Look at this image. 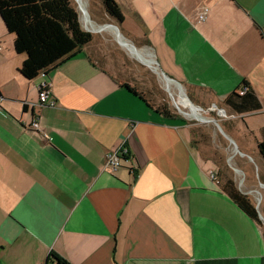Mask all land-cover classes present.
Here are the masks:
<instances>
[{"label":"crops","instance_id":"crops-1","mask_svg":"<svg viewBox=\"0 0 264 264\" xmlns=\"http://www.w3.org/2000/svg\"><path fill=\"white\" fill-rule=\"evenodd\" d=\"M115 2L125 19L122 38L143 42L150 60L142 62L157 66L181 96L186 90L201 104L207 94L228 122L246 125L231 130L239 144L223 134L242 157L239 190L262 200L263 227L221 191L213 166L195 153L189 126L149 109L125 86L147 99L120 63L125 47L106 14L111 23L95 14L82 23L94 38L79 56L31 80L0 17V264H47L51 254L68 264H264V192L255 182L264 189L257 147L264 0ZM244 82L262 111L231 114L223 102ZM44 85L49 98L41 106ZM122 148L120 168H106Z\"/></svg>","mask_w":264,"mask_h":264},{"label":"trees","instance_id":"trees-1","mask_svg":"<svg viewBox=\"0 0 264 264\" xmlns=\"http://www.w3.org/2000/svg\"><path fill=\"white\" fill-rule=\"evenodd\" d=\"M100 1L105 14L118 27L122 26L125 19L115 0ZM0 17L9 34L14 35L15 52L26 56L21 73L29 80L39 75H48L67 61L76 58L94 38L91 32L83 28L80 13L72 0H11L0 7ZM125 86L149 109L155 108L142 92L129 85ZM190 98L192 100V97ZM223 106L234 115L255 114L262 111L261 103L246 82L241 89L233 92L223 102ZM156 112L161 113L165 118L179 119L187 124V121L173 113L165 104L158 106ZM260 135L261 140L257 147L259 155L264 160V128L260 130ZM191 136L192 145L199 151L197 142L194 140L196 133L191 132ZM206 161L213 164L212 159H206ZM218 182L221 191L247 217L263 227L259 212L250 196L242 193L235 181L222 173ZM49 263L68 264L56 254L50 255L47 260V264Z\"/></svg>","mask_w":264,"mask_h":264},{"label":"rangeland","instance_id":"rangeland-1","mask_svg":"<svg viewBox=\"0 0 264 264\" xmlns=\"http://www.w3.org/2000/svg\"><path fill=\"white\" fill-rule=\"evenodd\" d=\"M72 2L80 13V19L83 25H85L86 19L90 20L93 19L95 16L96 18L99 17L102 21L106 23L108 22L111 23L110 19H108V17L104 13L103 6L100 0H72ZM83 9L87 11L88 17H86ZM115 26L118 27L117 24ZM119 29L122 31L123 30L122 26H119ZM121 31L120 33L122 35V33L124 32ZM114 40H115L114 41L115 45L118 46L119 48H122L121 45L118 43V41H116L117 38L115 35H114ZM123 40L125 42L128 41L126 38H124ZM142 44H143L142 41L137 40L135 41V44H129V45L132 46L134 45V47L141 53V55L142 56L144 55L143 58L145 60H150L148 55H146V53H144V51L142 50L141 48ZM123 50H124L123 52H126V53H122V54H126L124 55L125 60L123 62L121 61L120 63L124 64L123 65L124 68H125V64L127 65L126 66L127 70L131 71L132 74L131 77L136 80L137 83L136 85H138L137 86L138 89H140L145 93L147 99L154 106H161L162 104H165L175 114L179 115L181 118L187 121V124L191 132L196 133V136H194V140L195 142H197L196 144L199 151L197 150V148H195V153L199 156V158L203 160L205 164H211L213 166V169L215 170L214 172L217 175L218 179L221 178V173H222V175L224 174L233 180L235 178V180L239 183L240 179L243 178L244 175L237 170L238 167H236V163L238 161H241L242 157L240 156L239 152H236L233 143L230 142V139L231 140L233 139L236 141L237 144H239L240 143L239 134L237 133L234 135L231 132V130L232 129L234 130V128L237 129L238 126L240 127V129L245 131L246 125L241 120L228 122L227 121L228 119H226L225 116H221L219 113V111L223 109L221 108L222 106L219 104L217 108L215 107L212 108L211 98L207 94L204 95L205 101H202V103L200 104L198 102H195L196 100L195 101L191 100V98L188 96V92L186 90L184 91L183 89L185 95L190 99V101L194 105L201 108V110L197 109L198 115H200L201 113L202 114L201 116H203L206 120H215L219 124L225 135H227L230 139H226V137L221 136V134L213 124L204 123L194 118H188L185 114L182 113V111L180 112L177 108V104H179L178 106L180 109L182 108V110H184L185 112L190 111L188 107L189 102H185L182 100V97L184 96H181L178 85L171 84L167 86L164 77L160 74L159 70L156 69L157 66L148 65L145 62H142L139 59V57L132 55L130 51H128L127 49L123 48ZM127 56L130 59H128ZM206 159L208 160L212 159L213 164L210 161H206ZM245 160L247 162H251L249 158H246ZM255 182H256V187L263 194L264 192L263 187H261L257 179L255 180ZM243 188L244 187L242 188L239 187V189H243ZM249 196L251 198L253 205H255V207L258 210L259 205L260 204L262 205V200L259 203L257 199L258 195L256 193L249 194Z\"/></svg>","mask_w":264,"mask_h":264},{"label":"built area","instance_id":"built-area-1","mask_svg":"<svg viewBox=\"0 0 264 264\" xmlns=\"http://www.w3.org/2000/svg\"><path fill=\"white\" fill-rule=\"evenodd\" d=\"M208 13H209L208 9L204 10L203 13L199 16V20L201 22H204L206 20L207 16H208ZM0 49H1V43H0ZM48 98H49V91H48L47 87L45 85L41 86L40 87V93H39V99H40L39 103H40V105L41 106L47 105ZM49 105L52 106L53 103H49ZM33 128L39 130L40 129L39 123L35 122L33 124ZM126 154H127V151L124 148H122L117 153L109 155L107 157L105 167L108 168V169H111L113 171L118 170L120 168V166H121V158L122 157L124 158L126 156ZM213 179H215V181H217L216 176H213Z\"/></svg>","mask_w":264,"mask_h":264},{"label":"bare ground","instance_id":"bare-ground-1","mask_svg":"<svg viewBox=\"0 0 264 264\" xmlns=\"http://www.w3.org/2000/svg\"><path fill=\"white\" fill-rule=\"evenodd\" d=\"M87 9V8H86ZM82 11V10H81ZM83 11H84V13H85V15H86V17H88V13H87V11L85 10V9H83ZM89 19V18H88ZM84 20H85V18H84ZM86 21H88L87 19H86ZM89 25V24H88ZM91 25V24H90ZM120 41H121V43L122 44H124V47L125 48H127L128 49V51H132L133 52V54L135 55V56H137V57H139V59H141V60H145L144 58H143V56L141 55V53L138 51V50H136V49H131V47H130V45L127 43V42H125L124 40H122L121 38H120ZM145 53V52H144ZM143 53V54H144ZM147 55V54H146ZM132 56V55H131ZM147 61V60H146ZM153 63H154V61H153ZM183 91V90H182ZM172 93H174V92H172ZM182 100L183 101H185V102H188L184 97H182ZM181 101V100H180ZM176 104V103H175ZM188 104H190V103H188ZM177 105H179V104H177ZM191 105V104H190ZM192 106V105H191ZM179 107V106H178ZM189 107V112H185L184 110H182V108H181V111H182V113L183 114H185L188 118H194V119H198V120H200L201 122H204V123H208V124H213L216 128H217V130L219 131V133L224 137V134H223V132L221 131V129H220V127H219V125H218V123L216 122H214V121H210L209 122V120H206L203 116H201L202 114L200 113V116L198 115V113H197V107H194V106H192V107H190V106H188ZM219 113H220V115L221 116H224L223 114H224V112H221V111H219ZM202 118L203 119H205V120H202ZM206 121H208V122H206ZM259 196V195H258Z\"/></svg>","mask_w":264,"mask_h":264},{"label":"water","instance_id":"water-1","mask_svg":"<svg viewBox=\"0 0 264 264\" xmlns=\"http://www.w3.org/2000/svg\"><path fill=\"white\" fill-rule=\"evenodd\" d=\"M107 28H112V29H114L115 31H116V36H117V38L120 40V38H122V35H121V33H120V31H119V29H118V27L117 26H115V25H110V26H107ZM122 44V43H121ZM123 46H124V44H122ZM133 48L134 49H136L134 46H133ZM167 81V80H166ZM167 86H168V81H167ZM184 98L192 105V106H194V107H197V108H199L200 110H201V108L200 107H198V106H196V105H194L191 101H190V99L187 97V96H185L184 95ZM177 108H178V110L181 112V109L178 107V105H177ZM210 121H214L215 123H216V121L215 120H209V122ZM206 122H208V121H206ZM219 125V124H218ZM220 127V126H219ZM220 129H221V127H220ZM221 131H222V129H221ZM223 132V131H222Z\"/></svg>","mask_w":264,"mask_h":264}]
</instances>
